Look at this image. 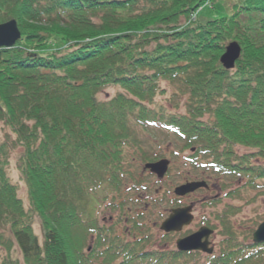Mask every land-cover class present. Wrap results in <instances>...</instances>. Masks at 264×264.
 Returning a JSON list of instances; mask_svg holds the SVG:
<instances>
[{
	"label": "trees",
	"instance_id": "1",
	"mask_svg": "<svg viewBox=\"0 0 264 264\" xmlns=\"http://www.w3.org/2000/svg\"><path fill=\"white\" fill-rule=\"evenodd\" d=\"M211 1L223 17L201 24L191 15L207 0H0V24L16 20L21 32L13 48L0 49V122L22 148L18 168L44 237L1 162L0 219L11 233L0 234V264H264L255 229L227 227L219 251L204 257L154 239L144 213L119 216L117 224L130 221L120 233L95 217L103 188L120 214L137 206L126 212L131 197L116 203V193L128 174L126 144L141 148L138 128L159 126L206 155L201 168L264 189V0ZM230 43L242 53L226 70ZM163 81L184 89V114L153 103ZM109 86L122 93L100 101ZM9 145L0 141L1 161Z\"/></svg>",
	"mask_w": 264,
	"mask_h": 264
},
{
	"label": "rangeland",
	"instance_id": "2",
	"mask_svg": "<svg viewBox=\"0 0 264 264\" xmlns=\"http://www.w3.org/2000/svg\"><path fill=\"white\" fill-rule=\"evenodd\" d=\"M210 4L211 0L200 7L194 14H192V21H198L205 24L210 20L223 17L221 13L212 9ZM206 5H208L206 7ZM217 6L222 7L221 0H217ZM206 7V8H205ZM19 27V26H18ZM231 44V43H230ZM228 44L227 47L230 45ZM226 47V48H227ZM241 48V47H240ZM242 53V48H241ZM224 55V54H223ZM222 55V56H223ZM241 56V54H240ZM237 63V62H236ZM164 90L163 94L158 93L154 102L156 104H163L169 113L177 111V106L182 114H184L185 104L187 103L188 96L183 95L181 91L184 89L178 85H170L169 82H162L160 84ZM122 93V90L116 86H109L104 88L97 98L100 101H107ZM150 109L159 110L155 104L150 105ZM162 117V116H161ZM158 121L159 117H157ZM136 136L139 138V146L142 148L135 150L137 147L133 143L126 144L125 156H127V173L124 175L122 186L120 187L121 193H116V203H120L126 199L125 196H130V203L125 204V211L128 212L127 207L132 201L137 202V206H131L132 209L128 213L120 214L118 207L111 206L109 198H104V188L99 190L101 203L96 205L95 217L99 224L105 226H118V232L122 231V227L130 226L129 218L126 223H118L119 216L127 218L129 215L137 217V215L144 213L146 219L142 220V224L151 228V233L156 240H165L168 249L176 248V241L184 239L194 233H197L201 228L206 227L213 230L214 234L209 237L210 248L219 251L220 242L224 240V229L231 227L232 231L238 233L256 230L257 227L264 222V193L263 190L253 188L252 186H242L248 179H227L221 173H213L212 170L201 168V163L209 162L207 156H203L202 152L194 149H183V141L175 134L162 131L159 126L148 131H141L139 128ZM9 141V146L6 151L7 161L4 163L6 174L10 182L16 187L17 196L20 199L24 210L29 217L32 218L33 231L38 236L39 240L43 242V229L37 215H33L32 207L28 196V187L21 176L18 162H20L22 148L19 146L13 147L16 141L10 129L0 122V141ZM239 155H244L249 151L240 146H236ZM144 150L147 152L150 159L147 161L142 160L141 154ZM193 157V158H192ZM192 158V159H191ZM161 161L168 162V169L162 178L153 173L147 165L155 164ZM253 161H257L253 159ZM194 162V163H193ZM195 165L197 169H195ZM204 169V171H203ZM204 182L206 188H201L184 197H178L174 194L177 187L186 183ZM249 182V181H248ZM114 192L111 188L109 191ZM110 191V192H111ZM156 193L159 194L156 196ZM109 197V196H108ZM105 200H104V199ZM107 199V200H106ZM179 199V206H174V203H167L168 200ZM156 202V206L154 203ZM158 202V203H157ZM148 205V206H147ZM186 206H193V221L190 225L182 228L180 232H171L165 239L164 233L161 231L162 223L169 217L171 210L183 208ZM161 217H163L161 219ZM121 222V221H120ZM9 234L10 227L1 223L0 219V234ZM138 235H140L138 233ZM130 238H134L131 236ZM94 243V237L90 238L87 247ZM251 243V242H246ZM264 244V243H262ZM157 247L159 245L157 244ZM189 253V252H181ZM199 255H206L201 252H191ZM6 252L0 248V261ZM14 256L22 261L19 253L15 252ZM202 257V256H201Z\"/></svg>",
	"mask_w": 264,
	"mask_h": 264
},
{
	"label": "water",
	"instance_id": "3",
	"mask_svg": "<svg viewBox=\"0 0 264 264\" xmlns=\"http://www.w3.org/2000/svg\"><path fill=\"white\" fill-rule=\"evenodd\" d=\"M21 38V32L16 20H10L0 24V49L13 48ZM241 48L238 43H231L221 57V64L226 70H233L236 62L239 60ZM153 173L162 178L168 169V162L161 161L155 164L147 165ZM204 182L186 183L177 187L174 194L178 197H184L201 188H206ZM193 206L173 209L169 217L162 223L161 231L164 233L180 232L183 227L188 226L193 221ZM213 234L212 230L206 227L201 228L197 233H194L184 239H179L176 242V248L179 252L200 251L206 254H212L213 248H210L209 237ZM253 243H264V222L260 224L253 233Z\"/></svg>",
	"mask_w": 264,
	"mask_h": 264
},
{
	"label": "flooded vegetation",
	"instance_id": "4",
	"mask_svg": "<svg viewBox=\"0 0 264 264\" xmlns=\"http://www.w3.org/2000/svg\"><path fill=\"white\" fill-rule=\"evenodd\" d=\"M212 231H213V230H212ZM213 234H214V232H213ZM213 234H212V235H213ZM212 235H211V236H212Z\"/></svg>",
	"mask_w": 264,
	"mask_h": 264
}]
</instances>
